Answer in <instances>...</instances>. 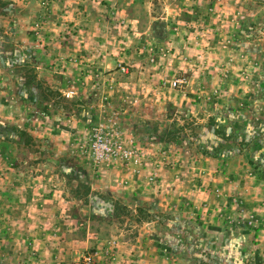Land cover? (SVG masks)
<instances>
[{"label": "rangeland", "instance_id": "1", "mask_svg": "<svg viewBox=\"0 0 264 264\" xmlns=\"http://www.w3.org/2000/svg\"><path fill=\"white\" fill-rule=\"evenodd\" d=\"M87 256L264 264V0H0V264Z\"/></svg>", "mask_w": 264, "mask_h": 264}, {"label": "built area", "instance_id": "2", "mask_svg": "<svg viewBox=\"0 0 264 264\" xmlns=\"http://www.w3.org/2000/svg\"><path fill=\"white\" fill-rule=\"evenodd\" d=\"M119 71H126L125 67H120ZM183 79L177 78L173 80V85H181ZM70 96V92H66ZM84 152L95 165L118 166L127 162L129 157L140 155L141 151L135 149V145L131 143L125 144L118 127L107 124L106 122H98L91 130L88 138L83 144ZM91 256L85 257V263L90 264Z\"/></svg>", "mask_w": 264, "mask_h": 264}]
</instances>
